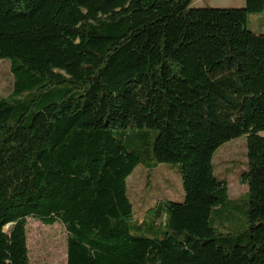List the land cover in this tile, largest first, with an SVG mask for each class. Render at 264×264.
<instances>
[{"label": "trees", "instance_id": "16d2710c", "mask_svg": "<svg viewBox=\"0 0 264 264\" xmlns=\"http://www.w3.org/2000/svg\"><path fill=\"white\" fill-rule=\"evenodd\" d=\"M192 1L0 0V264H29L27 218L64 226L63 264H264V33L247 27L264 0ZM128 129L138 145L113 137ZM241 135L248 227L223 234L212 158ZM141 162L181 179L161 237L133 218Z\"/></svg>", "mask_w": 264, "mask_h": 264}, {"label": "rangeland", "instance_id": "374dc122", "mask_svg": "<svg viewBox=\"0 0 264 264\" xmlns=\"http://www.w3.org/2000/svg\"><path fill=\"white\" fill-rule=\"evenodd\" d=\"M244 0H193L195 7H239ZM247 27L256 33H264V9L249 14ZM10 61L0 59V96L7 97L13 89ZM113 137L124 139L127 147L140 143L131 130L114 131ZM246 163V135L229 140L214 152L212 165L217 179L228 183V199L219 210L212 211L209 223L219 232L226 234L244 232L247 223V186L240 179ZM127 194L132 204L133 218L147 227L142 234L147 237H161L165 230L164 216H156V209L165 201L182 202L183 188L179 173L169 163H159L147 168L139 163L126 178ZM27 248L29 264H63L65 261L66 231L64 226L55 222L42 224L34 218L26 219ZM132 234L135 230H131ZM243 242L247 235L242 236Z\"/></svg>", "mask_w": 264, "mask_h": 264}, {"label": "water", "instance_id": "95a60500", "mask_svg": "<svg viewBox=\"0 0 264 264\" xmlns=\"http://www.w3.org/2000/svg\"><path fill=\"white\" fill-rule=\"evenodd\" d=\"M8 228V225L6 226V229Z\"/></svg>", "mask_w": 264, "mask_h": 264}]
</instances>
